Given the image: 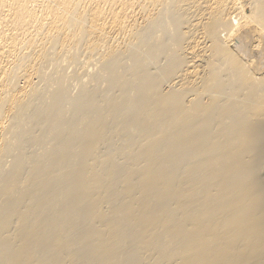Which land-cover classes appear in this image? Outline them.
Listing matches in <instances>:
<instances>
[{
	"label": "bare ground",
	"instance_id": "bare-ground-1",
	"mask_svg": "<svg viewBox=\"0 0 264 264\" xmlns=\"http://www.w3.org/2000/svg\"><path fill=\"white\" fill-rule=\"evenodd\" d=\"M31 1L0 0L33 22L0 31V264H264V0Z\"/></svg>",
	"mask_w": 264,
	"mask_h": 264
},
{
	"label": "rangeland",
	"instance_id": "rangeland-1",
	"mask_svg": "<svg viewBox=\"0 0 264 264\" xmlns=\"http://www.w3.org/2000/svg\"><path fill=\"white\" fill-rule=\"evenodd\" d=\"M32 1H33V0H32ZM32 1L30 2V5L32 6V7L30 6V9H32V11L35 10V11H34V12H35V15H37V16H39V17H40V15H41V16H42V15L44 16L45 14H44V11L42 10V9H44V7H41V6H40V5H43L44 2H43L42 0H40V1H37V4H36V1H35V4L32 5V3H33ZM117 1H118V2L116 3L117 6L114 5V6H116L115 8H117L118 6H120L121 3H123V1H129V0H121V2H120V0H117ZM133 1H134V0H133ZM39 2H43V3L40 4ZM86 2H87V1H86ZM129 2H130V1H129ZM134 2H135V1H134ZM134 2H133V3H134ZM89 4H90V3H89V1H88V2H87V6H89ZM102 4H103V6H102ZM104 4H106V5L104 6ZM36 5H37V6H36ZM107 5L109 6V4H107V3H103V2L100 3V6H101L100 8L103 10V12H105L106 15H107V14L109 13V11L113 8L112 6H109V7H108ZM39 6H40L42 9H41ZM107 7H108V8H107ZM133 8H134V9H133ZM126 9H127V10H126V15H127V16H128V13H129V14L131 13V14H130L131 17H134V19H136L137 21L139 20V22L141 21V19H140L141 17H140V15H139L140 13L138 14L139 11L136 9L135 6H132L131 8H130V6H129V8L127 7ZM130 9H131V10H130ZM41 10H42L43 12H41ZM107 10H108V12H107ZM135 10H136V11H135ZM248 10H249V7L246 6V7L243 9V13H247ZM3 11H5V13H6V9H4V10L1 9V10H0V16H1V17L4 15V12H3ZM127 11H129V12H127ZM135 12H136V13H135ZM39 13H40V14H39ZM38 14H39V15H38ZM134 14H135V15H134ZM132 15H133V16H132ZM43 16H42V19H43ZM136 16H137V17H136ZM138 16H139V17H138ZM1 17H0V18H1ZM39 17H38V18H39ZM2 23H3V22H2ZM2 23H1V20H0V31H1V32L3 31L5 34H7V32H9V33L11 34V31L14 32V33L17 32V33H19V36L23 38V40H24V39H27V38L29 37V34H30V36H31V34H32V32H33V30H31V29H33V27H32L33 22L31 23L30 21H28L27 24L23 25V27H26V30H27L28 32L31 30L29 33H28L27 31H24V29H23V32H24V33H23L21 30H19V29H15L16 26L13 25V24H12V25H11V24L9 25V24L7 23L5 26H3L4 24L2 25ZM29 23H31L32 25H30ZM8 26H9V27H8ZM3 27H4V28H3ZM6 27H7V28H6ZM17 27H18V26H17ZM27 27H28V28H27ZM29 27H31V28H29ZM8 29H9V30H8ZM29 29H30V30H29ZM26 32H27L28 34H27ZM17 33H16V34H17ZM21 33H22V34H21ZM25 33H26V35H25ZM20 34H21L22 36H21ZM27 35H28V36H27ZM24 36H26V37H24ZM22 38H21V39H22ZM1 42H3V41H0V44H1ZM1 45H2V44H1ZM3 45H4V43H3ZM1 61H2V63L0 62V65H2V67L5 68V65H6V64H7V65L9 64L8 66L6 65V68H7V67L10 68V60H9V59L6 60V59L4 58V61H3V59H2ZM5 63H6V64H5ZM8 68H7V69H8ZM30 77H32V78H30ZM29 79H32V80H31L32 82H36V79H35L34 76H29ZM23 80H24V79H22V80L20 79V80H19V82H20V83H19L20 87L25 86V85H26L25 83H27V82H25V80H24V81H23Z\"/></svg>",
	"mask_w": 264,
	"mask_h": 264
}]
</instances>
